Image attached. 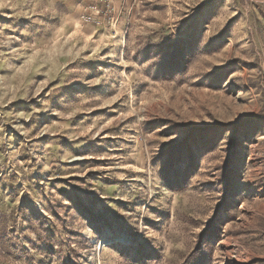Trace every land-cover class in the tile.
Here are the masks:
<instances>
[{
    "label": "rangeland",
    "instance_id": "374dc122",
    "mask_svg": "<svg viewBox=\"0 0 264 264\" xmlns=\"http://www.w3.org/2000/svg\"><path fill=\"white\" fill-rule=\"evenodd\" d=\"M0 264H264V0H0Z\"/></svg>",
    "mask_w": 264,
    "mask_h": 264
},
{
    "label": "built area",
    "instance_id": "2783aa9c",
    "mask_svg": "<svg viewBox=\"0 0 264 264\" xmlns=\"http://www.w3.org/2000/svg\"><path fill=\"white\" fill-rule=\"evenodd\" d=\"M95 8H92L91 10H94ZM82 18L85 20V21H92V13L89 12L87 13L85 16L83 15Z\"/></svg>",
    "mask_w": 264,
    "mask_h": 264
}]
</instances>
